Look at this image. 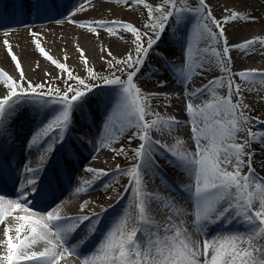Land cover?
Segmentation results:
<instances>
[{"label": "snow or ice", "instance_id": "obj_1", "mask_svg": "<svg viewBox=\"0 0 264 264\" xmlns=\"http://www.w3.org/2000/svg\"><path fill=\"white\" fill-rule=\"evenodd\" d=\"M106 2L127 6L129 9L133 5L146 9L147 21L142 24L143 30L131 22L121 20L76 21L71 18L78 12L86 11L92 0H80L78 7L65 19L81 29L87 28L89 33L103 30L110 36L120 33L132 35L134 48L123 58L116 59L110 51L107 52L111 59L105 62L109 69L114 70L109 76H101L92 68L87 69L86 78L74 75L65 63L59 62L41 46L40 39L37 38L40 34L30 31L39 54L61 73L67 74L66 80L58 77L64 84L63 89L50 86L48 82L34 85L27 81L9 41H4L14 66L19 71L20 82L6 71L0 70V81L4 86V95L0 98V185L12 180L15 186L12 197H6L0 191V222L5 220L9 211L18 210L21 214L14 216L18 222L15 236L11 235L12 228H4V240L0 241V245L6 251L0 255V264H21L22 261H29L31 264H58L65 254L78 257L80 264H264V177L257 176L252 168L255 150L251 147L253 143H259L261 149H264V120H254L246 114L245 109L249 106L244 103L243 92L253 89L242 87L241 83L236 82L238 78L244 84H249L256 77L264 82V73L247 69L234 72V62L230 56L234 50L253 53L257 45L264 49V38L256 37L229 45L225 27L238 22L254 23L256 18L239 11H231L229 15L226 7L222 19L217 20L206 0H197L196 5H191L190 0H161L157 6L146 3L145 0ZM53 11H58V0H16L13 15H48ZM186 13L193 14L195 18L190 31H183ZM0 28H3L2 16ZM170 30L173 36L182 33V61L175 67V61L169 63L160 51V45ZM193 36L197 42L204 44V47L198 49L199 55L195 56ZM221 42L222 49L218 50L217 45ZM80 53L81 56L84 55L82 49ZM153 56L179 79L181 91L187 100L185 109L190 118L195 151L168 150L176 158L179 168L192 181L184 186L192 204L190 211L178 207L170 194L146 190V177L153 169L158 168L154 159V147H168L153 138V131L163 133L166 127L171 129L173 126L179 128L185 125L184 121L178 119H165L152 109L151 99L154 97L166 99L168 103L164 106L170 107L173 99L171 95L145 94L136 82ZM87 63L85 57L84 64ZM212 65L218 66L222 75L189 91L188 83L193 77L211 70ZM117 72L122 75H116ZM92 81L117 86L112 90V103L103 127L112 143L119 142L130 132L126 140L129 147H113L111 151L116 156L136 162L127 168L117 165L111 173L91 167L84 170L96 177L112 175L117 182L120 176L127 177L123 189L125 193H130L128 206L138 210L140 223L135 226V214H128L125 210L112 221L94 250L88 255H82L81 247L86 246L101 224L100 215L93 213L92 216L64 217L55 208L46 210V214L35 211L38 203L54 194L53 180L59 183V171L47 182L44 176L46 168H33L29 163L24 165L21 172L14 163V154L7 149L16 139L13 127L15 114L25 105L32 106L38 118L36 128L26 145L29 151L35 149L51 159L52 154L60 149L71 148L69 134L76 124L75 114L83 111L87 96L95 87ZM157 86L165 88L168 84L162 80ZM216 89H226V96L216 95ZM209 90H212L214 103L194 105L191 102L207 94ZM179 97L180 93H177L175 98ZM249 125L260 127L253 131ZM241 133L244 134L242 140ZM96 139L98 149L108 147L103 135ZM134 141L137 144L132 148L130 146ZM129 152L132 153L131 156ZM44 155L41 156L42 160ZM69 155L66 151V164L71 163ZM244 167L248 168L247 173L243 172ZM104 187L107 189L111 185ZM76 191L87 194L90 185L77 188ZM119 198L123 199V196ZM257 204L258 209L253 210ZM153 208L157 211L162 208L168 213L167 223L162 226L159 223L146 224V214L151 213L154 217ZM83 210L84 205H81V211ZM189 215L194 218L198 234L205 237L202 245L186 230L182 231L177 227L174 220V217ZM84 222H88L87 225ZM221 222L227 225L237 222L243 230L218 232L215 237L208 239L206 227ZM41 242L45 245L42 251L32 250Z\"/></svg>", "mask_w": 264, "mask_h": 264}, {"label": "bare ground", "instance_id": "obj_2", "mask_svg": "<svg viewBox=\"0 0 264 264\" xmlns=\"http://www.w3.org/2000/svg\"><path fill=\"white\" fill-rule=\"evenodd\" d=\"M10 0H0L1 3H9ZM211 5L215 7L216 5L221 8V19L224 8H228V14L231 11H239L242 14H250L256 18L254 23H231L226 25V36L229 45L239 44L245 40L253 39L256 37L264 38V0H210ZM80 0H58V11L50 12L48 15H36L30 14V18H20V19H9L3 22V28H0V70L6 71L13 79L20 82L19 71L15 68L14 62L12 61L7 47L4 44L5 40L9 41L11 45L12 52L18 57L23 73L27 78V81H31L34 85L41 82H49L50 79H57L62 75L67 76L66 73H61L54 65L49 61L45 60L35 48L33 43L34 37L30 35L31 32H36L40 34L37 38L40 39L41 46L45 48L55 59L61 63H65L69 70L73 72L74 75L79 77L86 68L94 67L96 60H104L108 57L107 52L110 51L116 59L119 57L120 53H128L131 49L128 46V40H130V33H120L117 36H110L107 32L103 30H98V33H89L87 28L81 29L78 26L69 24L65 17L69 16L71 12L78 7ZM143 11L140 10V6L133 5L131 9L127 6L117 5L116 3H109L106 0H92V4L88 5L86 11L78 12L71 18L76 21H87V20H121L123 22H131L134 25L137 20H141L143 16ZM5 17L9 15H5ZM3 16V17H4ZM220 19V20H221ZM195 22L187 24L184 23L183 31H190L192 24ZM29 25L30 28L25 26ZM137 25V24H136ZM7 31V35H5ZM181 35L177 34L173 36L171 30L165 39L169 38L170 42L164 41L160 45V51L168 52L167 57L169 63L175 61L174 67L179 65L182 61L183 45L181 43ZM180 45V47L174 52L171 47L174 45ZM181 43V44H180ZM194 43V56L199 55L198 49L204 47L203 43L197 42L196 38L193 36ZM123 48H126L124 50ZM83 50L84 55L81 56L80 50ZM174 52V53H173ZM119 53V54H117ZM125 53V54H126ZM231 59L234 62L232 64V70L239 71L241 69L256 70L257 72L264 73V49L259 45L253 53L246 54L240 51H232L230 53ZM87 59V65L84 64V59ZM159 60L153 56L150 57L149 63L145 65L142 69L138 81V86L147 93H167L173 97L171 100V106L165 107L164 105L168 101L163 99L164 105L153 110L158 111L161 116L165 119H178L184 121L185 125L179 128L172 127L171 129L165 128L163 133L153 131L152 136L155 140L161 141L166 145V142H170L168 147H154V159L156 164L160 167L162 173L160 175H148L146 177L147 184L146 190L151 192H159L162 194H170V196L177 202L178 207H189L192 206L189 198L181 200L178 195L173 192H168L170 188L169 184L172 177L179 174V166L177 165L176 158L171 155L168 148L180 152L178 147H181L184 151L194 152L195 145L189 146L185 142L186 132L191 134L190 118L186 114L185 105L187 100L183 95L181 89L182 85L179 79L169 71L167 66L156 65ZM39 65V67H37ZM164 66V67H163ZM148 67V70L145 68ZM206 67H209L206 65ZM211 70L204 72L202 75L194 76L193 79L188 83V90L192 91L197 87L209 83L213 78L217 77L214 75V71L217 69L216 65L210 66ZM157 69L159 71H157ZM49 73L50 75H45ZM82 78V77H81ZM146 79V81H145ZM155 81V85L152 88L147 82ZM167 81L168 86L165 88L158 87L159 81ZM237 83H241L242 87H251L252 91H244L243 97L244 101L248 100L250 108L245 109L247 115L251 116L254 120L259 118L264 120V82L261 81L259 77H256L249 84H244L238 78ZM75 82L72 81V84ZM117 86L105 85L101 87L102 89H97L99 95L94 97L95 93H90L87 96L83 111L81 113H76V124L74 125L71 133L69 134V143L72 145L71 154L74 150L79 152L81 157L80 166L77 168L67 167V179L66 188L62 190H57L55 187V196L50 199V204L47 207H41L37 205L34 210L39 211L42 214H46V210H52L53 208L64 217L69 216H92L93 213L99 214L101 219V224L98 226V230L95 232L93 241L88 240L86 246L81 247V250L92 248V244L99 243V240L103 237L105 220H109L107 223V228L112 224V221L120 216L125 210L128 214H135L137 219V224L139 226V213L133 207H129V197L130 193H125L123 185L127 183V177L120 176L118 182L113 179L112 175L96 177L95 174L86 172L84 169L91 167L94 169H103L111 173L117 165L122 168L130 167L136 161H129L122 156H116L111 151V148H119L121 146L129 147L126 143L127 135L126 133L119 142L112 143L108 140V134L104 130V122L106 114L110 111L112 103V90ZM222 91V92H221ZM180 93L179 99H176V94ZM216 95L223 96L222 89L215 90ZM4 86L2 81H0V98H3ZM235 102V96L233 97ZM194 105H203L207 102H215L212 94V90L199 98L193 99L191 101ZM252 105V106H251ZM150 119V118H149ZM91 121L89 126V132L78 133L80 139H77V135L74 134L75 131L85 130L87 126H84V121ZM38 123V118L34 112L32 106L25 105L20 108L15 114V119L13 120V127L16 134V139L13 144L7 150H10L14 154V163H16L20 171H23L24 165L31 164L33 168H48L55 160H58L60 152L64 153L67 149H60L59 151L52 154L51 159L46 155L37 150L33 149L29 151L26 147L27 142L36 128ZM255 131L259 125H249ZM118 128V125H117ZM116 129H114L115 131ZM103 135L105 142L108 143V147L97 148V137ZM243 139V136L240 138ZM239 142V141H238ZM137 142L134 141L130 147L135 148ZM167 146V145H166ZM178 146V147H176ZM252 149L255 150V155L252 158V168L259 177H264V149H261L259 143H253ZM176 148V149H175ZM178 149V150H177ZM169 153V154H168ZM34 155V156H32ZM44 155V159L41 156ZM132 153L129 152V156ZM162 160H171L174 163L163 164ZM177 167H176V166ZM247 167H244V169ZM243 169V171H244ZM48 172V170H46ZM45 171V172H46ZM46 172V175H47ZM172 175V176H171ZM69 177H71V183H69ZM110 178L112 180H110ZM182 189L185 195L188 193L184 190V186L192 183L186 178H182ZM6 184L8 186H0V191L6 197H12L15 191V187H12V180H9ZM90 185V191L87 194L77 193L76 189L80 187H88ZM105 185H111V187L105 189ZM123 196V199L119 197ZM85 202H87L85 204ZM90 204V208L86 211H81V205ZM123 204L124 208L120 209ZM258 206L253 210H257ZM156 212L164 213L165 211L161 208ZM21 214L16 211H9L3 222H0V241L4 240V228H12L11 235L15 236V227L18 222L14 219L15 215ZM116 215L115 218L112 216ZM148 214H146L147 216ZM146 218V217H145ZM181 220L180 217H174V220ZM178 221L177 227L182 230V224ZM88 222H84L87 225ZM190 223V221H189ZM194 224V219L192 224ZM246 226V225H245ZM244 226V227H245ZM84 227V226H82ZM86 228V227H85ZM241 225L237 222H233L231 225L220 224L214 225L210 230V236L208 239H212L217 235L218 232H235L242 231ZM183 231V230H182ZM194 240L200 241L201 245L205 237H201L196 231V227H190L186 230ZM161 230V235H163ZM45 245L43 242L38 243L33 247L32 250H43ZM6 250L0 245V255L4 254ZM82 255H84L81 252ZM90 254L87 252L85 255ZM21 264H31L29 261H22ZM58 264H80V260L76 256H71L65 254L63 258L58 261Z\"/></svg>", "mask_w": 264, "mask_h": 264}, {"label": "rangeland", "instance_id": "obj_3", "mask_svg": "<svg viewBox=\"0 0 264 264\" xmlns=\"http://www.w3.org/2000/svg\"><path fill=\"white\" fill-rule=\"evenodd\" d=\"M145 2L146 3H149V4H151V5H153V6H157V5H159L160 3H161V0H145ZM190 3H191V5H196V3H197V0H190ZM206 4L211 8V10H212V13H213V15H214V17L217 19V20H220L221 18V8L220 7H218L217 5L215 6V7H213L212 5H211V2H210V0H206ZM140 10L141 11H143V16H142V19L141 20H137L136 22V24H135V26L136 27H138V28H141V30H143V27H142V24L144 23V22H146L147 21V10L146 9H144L142 6H140ZM186 14H188L190 17H191V21H192V19H193V22H195V18H194V16H193V14H190V13H186ZM130 36V40H128V46L127 47H130V49L132 50L133 48H134V45L132 44V39H133V37H132V35L130 34L129 35ZM222 46H223V44H222V42L220 43V44H218L217 45V48H218V50H220V49H222ZM124 50H126V48H123ZM127 51V50H126ZM125 53L126 52H122V53H117V54H119V57L120 56H122V58L125 56ZM107 59H111V57H106L104 60H96V62L97 63H95V65H94V67H92V69L94 70V71H96L99 75H101V76H109L110 74H111V72L112 71H114L113 69H109L108 68V65L106 64V60ZM87 69L88 68H86V70L82 73V74H80V76L82 77V78H86L87 77ZM149 68L148 67H146L145 68V70H148ZM216 74V76L218 77V76H220V75H222V73L219 71V67L217 66V69L214 71V75ZM116 75H122L121 73H119V72H117L116 73ZM61 78H63L64 80H66L67 79V76H65V75H62L61 76ZM123 78V77H122ZM145 81H146V79H145ZM95 82H102V81H92L91 83H95ZM69 83H72V81H69ZM48 84L50 85V86H54V87H61L62 89H63V87H64V84L61 82V79H50L49 80V82H48ZM147 84H149L150 86H152V88L154 87V85H155V81L152 79V81H149V82H147ZM223 90V96H226V94H227V90L226 89H222ZM222 92V91H221ZM165 100V99H164ZM163 99H161V98H152L151 99V106H152V109H155V108H159V107H161L162 105H164V101ZM244 103H246L249 107V109H252V107L250 108V104H248L249 102H248V100L245 102L244 101ZM254 108V107H253ZM78 133L79 132H81V131H77ZM244 134L243 133H241L240 134V138H241V136H243ZM185 142L189 145V146H194V142L192 141V139H191V134H189V133H187L186 132V136H185ZM168 143H170V142H168ZM167 142H166V145L168 146H170V144H168ZM176 147H178V146H176ZM176 149V148H175ZM178 149H180L181 151H184L181 147H178ZM177 149V150H178ZM154 150V149H153ZM245 159H247V157H245ZM164 161H166V160H164ZM165 163H174L173 161H171V160H169V161H166ZM176 166V165H175ZM177 167V166H176ZM159 169H153L152 171H151V173L149 174V175H158L159 174ZM180 171V173L178 174V175H175V176H173L172 178H173V182H180L181 180H182V178H188L187 177V174L184 172V171H182L181 169L179 170ZM244 173H247L248 172V168H245L244 169V171H243ZM172 176V175H171ZM110 180H112L111 178H110ZM190 181V180H189ZM165 183L167 184V182L165 181ZM169 189V188H168ZM90 204H87V205H85V207H84V210H88L89 208H90V206H89ZM118 206H120V209H123L124 207V205L123 204H121V205H118ZM257 206H258V204H257ZM181 209H183V210H185V211H190L191 209H189V207H180ZM153 212H154V217H153V215L151 214V213H149L147 216H146V218H145V222H146V224H148V225H151V224H153V223H159L161 226L162 225H164L165 223H167V215H168V213H166V212H164V213H160V212H156V210H155V208H153V210H152ZM114 216V215H113ZM191 218H193L192 216H181L180 217V221L179 220H177V219H175V222H176V224H178V221L181 223V221H183V223H181L182 224V230H188L189 229V221H190V219ZM106 221V220H105ZM107 223H108V221L105 223V225H106V227L104 228V230L106 231L107 230ZM162 230V229H161ZM105 231H103V232H105Z\"/></svg>", "mask_w": 264, "mask_h": 264}]
</instances>
